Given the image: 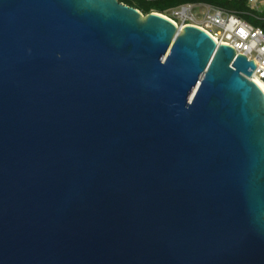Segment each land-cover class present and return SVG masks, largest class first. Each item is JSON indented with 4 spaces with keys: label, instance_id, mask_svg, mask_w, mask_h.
Listing matches in <instances>:
<instances>
[{
    "label": "water",
    "instance_id": "obj_1",
    "mask_svg": "<svg viewBox=\"0 0 264 264\" xmlns=\"http://www.w3.org/2000/svg\"><path fill=\"white\" fill-rule=\"evenodd\" d=\"M254 68L119 0H0V264H264Z\"/></svg>",
    "mask_w": 264,
    "mask_h": 264
},
{
    "label": "built area",
    "instance_id": "obj_2",
    "mask_svg": "<svg viewBox=\"0 0 264 264\" xmlns=\"http://www.w3.org/2000/svg\"><path fill=\"white\" fill-rule=\"evenodd\" d=\"M246 1L251 10L207 5L202 18L194 14L193 2L158 13L173 20L180 28L187 24H194L208 31L218 44L231 45L236 51V56L243 54L248 60L255 62L250 78L264 83V15L257 13H264V10L259 9V4H264V0Z\"/></svg>",
    "mask_w": 264,
    "mask_h": 264
},
{
    "label": "trees",
    "instance_id": "obj_3",
    "mask_svg": "<svg viewBox=\"0 0 264 264\" xmlns=\"http://www.w3.org/2000/svg\"><path fill=\"white\" fill-rule=\"evenodd\" d=\"M119 1L138 8L140 11H142L143 14L146 15L152 11L164 12L170 7H175L184 3H190V2L192 3L198 0H119ZM231 9H237V7Z\"/></svg>",
    "mask_w": 264,
    "mask_h": 264
},
{
    "label": "rangeland",
    "instance_id": "obj_4",
    "mask_svg": "<svg viewBox=\"0 0 264 264\" xmlns=\"http://www.w3.org/2000/svg\"><path fill=\"white\" fill-rule=\"evenodd\" d=\"M193 3L195 4L193 12L198 18H202L204 16L207 10V5L222 6L229 9L237 7L238 9L251 10V8L249 7L250 5L247 3L246 0H198ZM259 9L264 10L263 3L259 4ZM253 11L256 12L255 10ZM166 12L169 13L168 11ZM257 13L264 15V13Z\"/></svg>",
    "mask_w": 264,
    "mask_h": 264
},
{
    "label": "bare ground",
    "instance_id": "obj_5",
    "mask_svg": "<svg viewBox=\"0 0 264 264\" xmlns=\"http://www.w3.org/2000/svg\"><path fill=\"white\" fill-rule=\"evenodd\" d=\"M255 81L258 83V85L263 89L264 91V83L258 79H255Z\"/></svg>",
    "mask_w": 264,
    "mask_h": 264
}]
</instances>
